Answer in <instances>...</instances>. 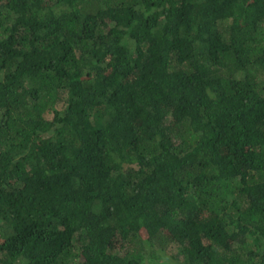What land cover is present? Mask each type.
I'll return each instance as SVG.
<instances>
[{"label":"trees","instance_id":"obj_1","mask_svg":"<svg viewBox=\"0 0 264 264\" xmlns=\"http://www.w3.org/2000/svg\"><path fill=\"white\" fill-rule=\"evenodd\" d=\"M0 264H264V0H0Z\"/></svg>","mask_w":264,"mask_h":264},{"label":"rangeland","instance_id":"obj_2","mask_svg":"<svg viewBox=\"0 0 264 264\" xmlns=\"http://www.w3.org/2000/svg\"><path fill=\"white\" fill-rule=\"evenodd\" d=\"M173 251H174V252H177V248H176V246H173ZM174 252H173V253H174ZM173 253H172V254H173ZM172 254H171V255H172Z\"/></svg>","mask_w":264,"mask_h":264}]
</instances>
